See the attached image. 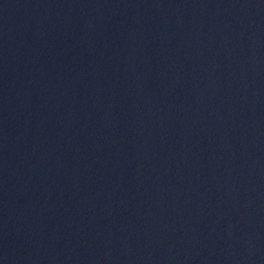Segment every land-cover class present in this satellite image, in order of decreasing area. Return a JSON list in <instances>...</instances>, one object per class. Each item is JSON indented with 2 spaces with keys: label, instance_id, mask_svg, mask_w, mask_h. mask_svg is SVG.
Instances as JSON below:
<instances>
[{
  "label": "water",
  "instance_id": "obj_1",
  "mask_svg": "<svg viewBox=\"0 0 264 264\" xmlns=\"http://www.w3.org/2000/svg\"><path fill=\"white\" fill-rule=\"evenodd\" d=\"M0 264H264V0H0Z\"/></svg>",
  "mask_w": 264,
  "mask_h": 264
}]
</instances>
